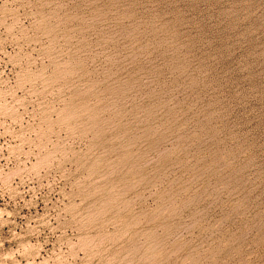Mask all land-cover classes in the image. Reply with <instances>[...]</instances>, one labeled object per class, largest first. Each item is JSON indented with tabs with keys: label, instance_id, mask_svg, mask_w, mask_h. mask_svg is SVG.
Wrapping results in <instances>:
<instances>
[{
	"label": "rangeland",
	"instance_id": "rangeland-1",
	"mask_svg": "<svg viewBox=\"0 0 264 264\" xmlns=\"http://www.w3.org/2000/svg\"><path fill=\"white\" fill-rule=\"evenodd\" d=\"M0 264H264V0H0Z\"/></svg>",
	"mask_w": 264,
	"mask_h": 264
}]
</instances>
